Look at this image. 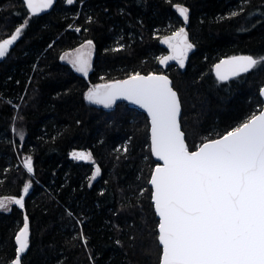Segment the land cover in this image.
I'll return each mask as SVG.
<instances>
[{
	"label": "trees",
	"instance_id": "trees-1",
	"mask_svg": "<svg viewBox=\"0 0 264 264\" xmlns=\"http://www.w3.org/2000/svg\"><path fill=\"white\" fill-rule=\"evenodd\" d=\"M176 7L188 9L187 21ZM17 28L0 58V196H19L27 183L31 190L22 208L10 202L0 210V264L14 259L25 218L22 264H159L148 119L121 102L89 103L85 94L92 85L162 73L178 94L188 150L221 137L263 107L264 0H57L41 16L22 0H0V42ZM180 29L193 45L184 67L161 64L170 56L165 41ZM89 41L85 79L62 57ZM239 54L261 62L218 80L214 63ZM81 152L91 158L72 155Z\"/></svg>",
	"mask_w": 264,
	"mask_h": 264
},
{
	"label": "snow or ice",
	"instance_id": "snow-or-ice-1",
	"mask_svg": "<svg viewBox=\"0 0 264 264\" xmlns=\"http://www.w3.org/2000/svg\"><path fill=\"white\" fill-rule=\"evenodd\" d=\"M24 3L32 15H37L50 8L53 0ZM178 11L187 21L188 9L178 7ZM20 34L21 28H17L11 38L0 42V58ZM177 38L178 43L173 44L171 41ZM88 43L91 45V41ZM165 43L173 54L161 58L160 63L176 60L183 68L193 48L184 29ZM70 63L87 75L90 63L83 55ZM258 63L252 56L233 57L216 65V75L226 80L248 72ZM170 83L166 76L135 74L103 89L90 90L86 97L105 108L119 99L127 100L151 117L152 153L163 161L150 181L160 217L161 264H264V111L221 139L189 151L178 123L179 100ZM72 155L81 160L91 158L90 153ZM25 167L32 172L30 159ZM24 192H28V186ZM10 202L23 207L22 198ZM6 208L0 200V210ZM16 242L19 247L15 264H20L19 253L28 247L27 218Z\"/></svg>",
	"mask_w": 264,
	"mask_h": 264
},
{
	"label": "water",
	"instance_id": "water-1",
	"mask_svg": "<svg viewBox=\"0 0 264 264\" xmlns=\"http://www.w3.org/2000/svg\"><path fill=\"white\" fill-rule=\"evenodd\" d=\"M23 2H24V0H22ZM56 2H57V0H53V4H52V6L50 7V8H48V9H46L45 11H42V12H39L37 15H33V16H41V15H44V14H46V13H48L49 11H51L52 10V8L54 7V5L56 4ZM25 4V3H24ZM25 7L27 8V5L25 4ZM27 10H28V8H27ZM28 12L30 13V11L28 10ZM30 15H32L31 13H30ZM178 43V42H177ZM177 43H174V44H177ZM173 54V50H172V48H171V55ZM240 56H251V55H247V54H239V55H234V56H230V57H225V58H222V59H220V60H218L217 62H215L214 63V65H213V67H212V72H213V74H214V76L217 78V75H216V65H218V64H220L221 63V61H224V60H228V59H231V58H233V57H240ZM253 57V56H252ZM254 59H255V57H253ZM253 69V68H252ZM250 71V70H249ZM245 73H247V72H245ZM241 74H244V73H241ZM240 74V75H241ZM139 75H141V76H148V75H158V76H166L167 78H168V80L171 82V80H170V78L167 76V75H165V74H162V73H150V74H139ZM132 76V75H131ZM131 76H129V77H127V78H123V79H118V80H115V81H111V82H108V83H106V85H108V84H113V83H116V82H120V81H124V80H127V79H129ZM239 76V75H238ZM86 77V79H87V75L85 76ZM234 77H237V76H231V77H229L228 79H226V80H229V79H231V78H234ZM218 79V78H217ZM218 80H220V79H218ZM226 80H220V81H226ZM170 86L172 87V84L170 83ZM172 89H173V87H172ZM262 89H264V84H263V86L260 88V90H259V97H260V99H261V101H262V103H263V107H262V109L258 112V113H256L255 115H259L262 111H264V95H261V90ZM174 90V89H173ZM175 91V90H174ZM176 92V91H175ZM177 93V92H176ZM177 97H178V94H177ZM178 100H179V98H178ZM117 102H121V103H124V104H126L128 107H130V108H132V109H135V110H137V111H139V112H141V113H143L146 117H147V119H148V123H149V131H148V133H149V144H150V153H151V157H152V159L154 160V162L156 163V166L152 169V173H151V175H150V178H149V181H148V185H149V187L151 188V202H152V205H153V211H154V213H155V217H156V219L158 220V226H159V220H160V217L157 215V213H156V210H155V204H154V201H153V198H152V194H153V191H154V189H153V187H152V185H151V183H150V181H151V178H152V175H153V173H154V171H155V169H156V167L157 166H163V161H161V160H158L157 159V157L155 156V155H153V153H152V140H151V117L148 115V113L143 109V108H141V107H139V105H136V104H132L131 102H129V101H127V100H123V99H119V100H117L115 103H117ZM92 104H94V103H92ZM179 104H180V101H179ZM97 105H101V106H103V104H97ZM180 115H181V106H180V112H179V116H178V123H179V126H180V131H181V125H180ZM248 121V120H247ZM246 121V122H247ZM245 123V122H244ZM242 125V124H241ZM240 125V126H241ZM182 132V131H181ZM183 133V132H182ZM227 134V133H226ZM226 134H224V135H226ZM184 135V134H183ZM224 135H222L221 137H218V138H216V139H214V140H217V139H221ZM184 141H185V137H184ZM210 141H213V140H210ZM210 141H206V142H204V143H207V142H210ZM203 143V144H204ZM185 144H186V141H185ZM203 144H201L200 146H202ZM199 146V147H200ZM198 147V148H199ZM198 148L196 149V150H198ZM196 150H194V151H196ZM81 153H83V152H81ZM30 158H28L27 160H29ZM26 160V161H27ZM26 161H24V163H23V166H24V168L27 170V168L25 167V162ZM31 161V160H30ZM31 166H32V163H31ZM27 172H28V170H27ZM29 173V172H28ZM29 174H33V166H32V172L31 173H29ZM26 186H28V192L27 193H25L24 192V188L26 187ZM30 190H31V186L29 185V184H25L23 187H22V189H21V191H20V195L19 196H11V197H9L10 198V200L11 199H21L22 198V200H23V205H24V202H25V199H26V197L28 196V194H29V192H30ZM13 205H15L17 208H22V207H20L19 205H16V204H14V203H12ZM28 224V223H27ZM157 226V239H158V236H159V227ZM24 228V227H23ZM22 228V229H23ZM21 229V230H22ZM20 230V231H21ZM20 231H19V233H20ZM18 233V234H19ZM17 234V235H18ZM16 235V236H17ZM28 239H29V227H28ZM158 243H159V240H158ZM159 246L161 247V254H160V261H159V264H161V261H162V246L159 244ZM18 244H17V242H16V254H15V257H14V259L12 260V262H11V264H15V260H16V258H17V256H18V251H17V249H18ZM27 249V248H26ZM26 249H25V251L23 252V253H19V257H20V264H22V256L25 254V252H26Z\"/></svg>",
	"mask_w": 264,
	"mask_h": 264
},
{
	"label": "rangeland",
	"instance_id": "rangeland-1",
	"mask_svg": "<svg viewBox=\"0 0 264 264\" xmlns=\"http://www.w3.org/2000/svg\"><path fill=\"white\" fill-rule=\"evenodd\" d=\"M176 11H177V14H179L178 7H176ZM179 15H180V14H179ZM180 16H181V15H180ZM181 17H182V16H181ZM182 18H184V17H182ZM184 32H185V31H184ZM173 36H174V35H173ZM173 36H171V37H173ZM10 38H11V37H10ZM178 41H179V38H177L176 40H172L171 42L174 44V43H177ZM166 45H168V43H166ZM168 47H169V45H168ZM169 48H170V47H169ZM188 53H189V51H188ZM188 53H187V54H188ZM81 55H83L85 58H87V59L89 60V63H90V61H91V55H92V46L89 45V43H82L79 47L75 48L74 50L65 53V54L63 55V57H62V61L66 62L67 64H69V65H71V66L73 67V64L70 63V61H75L76 58H77L78 56H81ZM257 60L261 62V60H259V59H257ZM258 65H259V63L256 65V67H254V69H256V68L258 67ZM73 68H74V67H73ZM74 69H75V68H74ZM81 75H84V74L82 73ZM105 85H106V83H100V84L92 85V86L88 89V91L86 92V94H85V99H86V101L89 102V101L87 100L86 97H87V93H88L90 90H93V89H95V88H97V87H100L101 89H103V87H104ZM89 103H90V102H89ZM12 135H13V137L17 138V140H18L19 142H22V140H23V136H24V131H23L22 127L19 126V125H17V124H15V123H13ZM21 162H22V160L19 161V163H21ZM94 170H95V171H94V174H92L91 180H94V179L97 177V175H98L97 172H96L97 168H95ZM27 184H29V183H27ZM9 199H10V198H0V200L4 201V203L7 205V207H8L9 204H10ZM152 207H153V205H152ZM154 215H155V214H154ZM157 221H158V220H157ZM157 226H158V224H157Z\"/></svg>",
	"mask_w": 264,
	"mask_h": 264
},
{
	"label": "flooded vegetation",
	"instance_id": "flooded-vegetation-1",
	"mask_svg": "<svg viewBox=\"0 0 264 264\" xmlns=\"http://www.w3.org/2000/svg\"><path fill=\"white\" fill-rule=\"evenodd\" d=\"M178 15H179V14H178ZM179 31H180V30L176 31L175 33L179 32ZM175 33H174V35H175ZM172 36H173V35H172ZM91 59H92V55H91ZM70 66H71V65H70ZM71 67H72V66H71ZM91 67H92V63H91V61H90V67H89V69H88V72L90 71ZM72 68H73V67H72ZM73 70H74L75 73L79 74L80 76H83V77L86 79V77H85L86 75H81L82 73L76 71L74 68H73ZM88 72H87V73H88ZM0 198H4V197H1V196H0Z\"/></svg>",
	"mask_w": 264,
	"mask_h": 264
},
{
	"label": "bare ground",
	"instance_id": "bare-ground-1",
	"mask_svg": "<svg viewBox=\"0 0 264 264\" xmlns=\"http://www.w3.org/2000/svg\"><path fill=\"white\" fill-rule=\"evenodd\" d=\"M27 250V249H26ZM23 257V256H22Z\"/></svg>",
	"mask_w": 264,
	"mask_h": 264
}]
</instances>
